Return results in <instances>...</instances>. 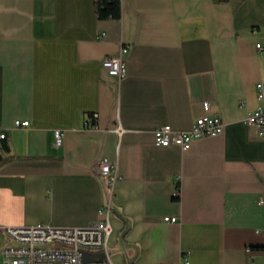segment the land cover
Wrapping results in <instances>:
<instances>
[{"label": "crops", "instance_id": "obj_1", "mask_svg": "<svg viewBox=\"0 0 264 264\" xmlns=\"http://www.w3.org/2000/svg\"><path fill=\"white\" fill-rule=\"evenodd\" d=\"M95 1L0 0V227H86L111 202L108 264H264V136L247 121L264 0H120V19ZM121 56L122 79L103 66ZM208 115L219 135L157 145Z\"/></svg>", "mask_w": 264, "mask_h": 264}, {"label": "built area", "instance_id": "obj_2", "mask_svg": "<svg viewBox=\"0 0 264 264\" xmlns=\"http://www.w3.org/2000/svg\"><path fill=\"white\" fill-rule=\"evenodd\" d=\"M261 48V45H258ZM128 51L124 47L122 53ZM104 68L120 79L127 74V63L121 56L108 58L103 62ZM259 98L263 105L248 117V123L258 127L264 136V83L257 85ZM206 110L210 105L205 106ZM98 114L91 115L86 121L89 128L96 127ZM17 127H26L29 121L16 122ZM224 123L220 116H203L196 120L194 128L187 132L175 131L170 125L155 130V141L160 146H179L188 150L194 140L202 137L216 136L222 133ZM119 131V130H118ZM6 134H0L4 139ZM56 146L63 144V132L55 131ZM99 174L110 184L111 189L120 179L118 165L109 158L99 161ZM179 190L174 192V197H179ZM264 203V199L260 201ZM111 202L102 209V219L86 227H57L49 224L34 226L0 227V241L2 248L1 264H85L86 254H102L101 259H95L87 264H108L110 253L108 249L112 232L110 223ZM166 221L177 222L176 217L165 218Z\"/></svg>", "mask_w": 264, "mask_h": 264}, {"label": "trees", "instance_id": "obj_3", "mask_svg": "<svg viewBox=\"0 0 264 264\" xmlns=\"http://www.w3.org/2000/svg\"><path fill=\"white\" fill-rule=\"evenodd\" d=\"M95 9L100 19H120L122 16L120 0H96Z\"/></svg>", "mask_w": 264, "mask_h": 264}, {"label": "water", "instance_id": "obj_4", "mask_svg": "<svg viewBox=\"0 0 264 264\" xmlns=\"http://www.w3.org/2000/svg\"><path fill=\"white\" fill-rule=\"evenodd\" d=\"M85 257H86L85 264H87L91 261H94L95 259H101L102 254H86Z\"/></svg>", "mask_w": 264, "mask_h": 264}, {"label": "rangeland", "instance_id": "obj_5", "mask_svg": "<svg viewBox=\"0 0 264 264\" xmlns=\"http://www.w3.org/2000/svg\"><path fill=\"white\" fill-rule=\"evenodd\" d=\"M0 246H1V241H0ZM1 251H2V248H0V253H1ZM2 261H3V257H2V255L0 254V264L2 263Z\"/></svg>", "mask_w": 264, "mask_h": 264}]
</instances>
